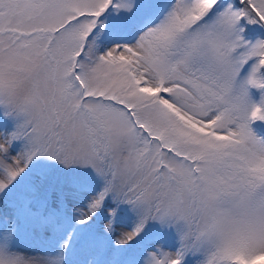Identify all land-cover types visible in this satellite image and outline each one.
Masks as SVG:
<instances>
[{"label": "snow or ice", "instance_id": "6c2138e0", "mask_svg": "<svg viewBox=\"0 0 264 264\" xmlns=\"http://www.w3.org/2000/svg\"><path fill=\"white\" fill-rule=\"evenodd\" d=\"M141 21L132 43L98 49ZM255 122L264 0H0V191L37 156L90 168L103 187L81 223L111 196L139 216L118 243L149 222L176 231L145 264H264ZM61 259L0 248V264Z\"/></svg>", "mask_w": 264, "mask_h": 264}, {"label": "rangeland", "instance_id": "374dc122", "mask_svg": "<svg viewBox=\"0 0 264 264\" xmlns=\"http://www.w3.org/2000/svg\"><path fill=\"white\" fill-rule=\"evenodd\" d=\"M150 22L141 21L133 28L107 35L102 32L103 40L97 47L102 50L114 42L132 43L137 31ZM250 98L254 102V98L259 101L260 97L252 90ZM252 127L258 136L264 137V123L255 122ZM33 161L7 189L0 191V248L36 260L59 255L61 264H145L149 253L157 249L174 251L178 247L176 231L155 222L146 224L142 233L129 243H118L124 233L135 227L139 216L111 196L101 209L81 223L90 198L102 189L103 181L90 168L65 167L44 156ZM40 194L52 207L51 213L62 217L60 225L49 221L43 213L30 216L25 212V208L36 212L28 203L33 197L35 201L43 200ZM109 206L113 210L111 217L105 212ZM109 220L110 232L105 230Z\"/></svg>", "mask_w": 264, "mask_h": 264}, {"label": "trees", "instance_id": "16d2710c", "mask_svg": "<svg viewBox=\"0 0 264 264\" xmlns=\"http://www.w3.org/2000/svg\"><path fill=\"white\" fill-rule=\"evenodd\" d=\"M258 35H259V33H258L256 28L249 29V35H248L249 39H252ZM254 102H258V101H256V98H254ZM257 123H259V122H257ZM31 162H34V161L32 160ZM40 197H42L41 194H40ZM30 202L28 203V205L30 207H33L34 209H36L38 211V213H43L45 215V218H48L49 221H53L55 223H59L61 221L62 217L60 215L56 216V214L51 213L52 207L49 206L48 201H46V198H43V200H40V201H35V197H33V200H31ZM59 225H60V223H59ZM116 260H118V258H116L115 261Z\"/></svg>", "mask_w": 264, "mask_h": 264}, {"label": "clouds", "instance_id": "9594fccd", "mask_svg": "<svg viewBox=\"0 0 264 264\" xmlns=\"http://www.w3.org/2000/svg\"><path fill=\"white\" fill-rule=\"evenodd\" d=\"M258 264H260V262H258Z\"/></svg>", "mask_w": 264, "mask_h": 264}]
</instances>
